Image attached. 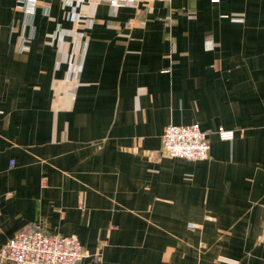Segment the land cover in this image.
Wrapping results in <instances>:
<instances>
[{
	"label": "crops",
	"instance_id": "1",
	"mask_svg": "<svg viewBox=\"0 0 264 264\" xmlns=\"http://www.w3.org/2000/svg\"><path fill=\"white\" fill-rule=\"evenodd\" d=\"M67 1L0 0V249L34 225L102 264H264V0ZM194 123L208 159L160 156Z\"/></svg>",
	"mask_w": 264,
	"mask_h": 264
},
{
	"label": "built area",
	"instance_id": "2",
	"mask_svg": "<svg viewBox=\"0 0 264 264\" xmlns=\"http://www.w3.org/2000/svg\"><path fill=\"white\" fill-rule=\"evenodd\" d=\"M87 0H68L73 20L78 21L77 9ZM115 1V0H114ZM170 3L172 0H161ZM118 5V3H114ZM234 22H243L233 19ZM222 141H232L235 133L218 128L215 133ZM160 156L187 161H204L209 158V133L200 124L169 125L162 136ZM189 229L196 225L188 224ZM0 264H102L99 255L89 254L75 237L49 234L37 226H27L0 249Z\"/></svg>",
	"mask_w": 264,
	"mask_h": 264
},
{
	"label": "rangeland",
	"instance_id": "3",
	"mask_svg": "<svg viewBox=\"0 0 264 264\" xmlns=\"http://www.w3.org/2000/svg\"><path fill=\"white\" fill-rule=\"evenodd\" d=\"M97 255H99V253ZM99 256L101 257V255H99ZM101 259H102V257H101Z\"/></svg>",
	"mask_w": 264,
	"mask_h": 264
}]
</instances>
